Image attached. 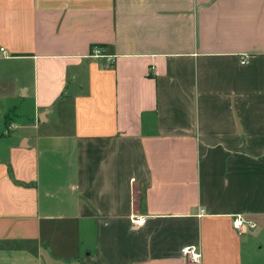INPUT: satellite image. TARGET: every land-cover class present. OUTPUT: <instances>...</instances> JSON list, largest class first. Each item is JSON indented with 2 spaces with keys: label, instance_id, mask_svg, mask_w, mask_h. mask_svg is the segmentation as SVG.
<instances>
[{
  "label": "crops",
  "instance_id": "1",
  "mask_svg": "<svg viewBox=\"0 0 264 264\" xmlns=\"http://www.w3.org/2000/svg\"><path fill=\"white\" fill-rule=\"evenodd\" d=\"M191 246L264 264V0H0V264Z\"/></svg>",
  "mask_w": 264,
  "mask_h": 264
},
{
  "label": "built area",
  "instance_id": "2",
  "mask_svg": "<svg viewBox=\"0 0 264 264\" xmlns=\"http://www.w3.org/2000/svg\"><path fill=\"white\" fill-rule=\"evenodd\" d=\"M3 51V49L1 50ZM92 57L94 58H104L106 57L107 60H112L113 58L111 56H104L103 52L99 48H94L92 52ZM246 58L245 57L241 63L245 64L246 63ZM133 223L138 226H142L146 223V218H138L134 219ZM233 227L236 231H238L240 234L248 232L250 230L256 229V224L250 220H247L244 218L242 215H236L233 221ZM182 254L183 256L187 257L192 263L195 264H201L202 261V251L200 250L199 247L197 246H191L182 249Z\"/></svg>",
  "mask_w": 264,
  "mask_h": 264
}]
</instances>
